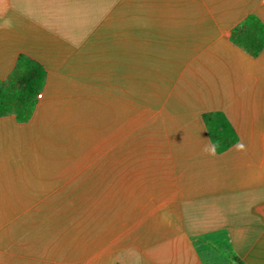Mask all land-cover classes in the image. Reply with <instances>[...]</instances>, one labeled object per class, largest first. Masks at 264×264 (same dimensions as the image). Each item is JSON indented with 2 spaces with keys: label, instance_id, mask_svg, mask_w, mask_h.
Returning <instances> with one entry per match:
<instances>
[{
  "label": "crops",
  "instance_id": "obj_1",
  "mask_svg": "<svg viewBox=\"0 0 264 264\" xmlns=\"http://www.w3.org/2000/svg\"><path fill=\"white\" fill-rule=\"evenodd\" d=\"M258 37L264 0H0V81L46 72L0 116V264H264Z\"/></svg>",
  "mask_w": 264,
  "mask_h": 264
},
{
  "label": "trees",
  "instance_id": "obj_2",
  "mask_svg": "<svg viewBox=\"0 0 264 264\" xmlns=\"http://www.w3.org/2000/svg\"><path fill=\"white\" fill-rule=\"evenodd\" d=\"M241 37L242 35L238 36L237 42L243 45ZM258 38L260 40L254 46H245L254 55L258 54L264 45V38ZM45 76L46 72L42 65L21 56L10 77L0 81V116L13 114L21 121L28 120L35 108L38 94L43 88ZM208 116H205V121L211 140L214 144H218L217 151L223 152L235 142L237 135L222 113L211 114L209 118Z\"/></svg>",
  "mask_w": 264,
  "mask_h": 264
},
{
  "label": "rangeland",
  "instance_id": "obj_3",
  "mask_svg": "<svg viewBox=\"0 0 264 264\" xmlns=\"http://www.w3.org/2000/svg\"><path fill=\"white\" fill-rule=\"evenodd\" d=\"M143 146H144V144H143ZM140 150V149H139ZM85 204H86V207H85V211H86V213H85V215L88 213V212H93V209H91L92 208V206L93 205H98L99 203H97L98 202V200H100L101 198H99V196H103V198L107 201V200H109L110 198H108V196H109V194H106V193H103V194H98V193H94V192H90V193H85ZM107 199H106V198ZM88 200H89V202H90V210H87V205H88ZM103 200V199H102ZM101 204H103V203H101ZM58 212H61L63 215H73V212L75 211L74 209H70V208H67V209H65V210H60V209H58L57 210ZM88 211V212H87ZM65 213V214H64ZM75 216V215H74Z\"/></svg>",
  "mask_w": 264,
  "mask_h": 264
},
{
  "label": "clouds",
  "instance_id": "obj_4",
  "mask_svg": "<svg viewBox=\"0 0 264 264\" xmlns=\"http://www.w3.org/2000/svg\"><path fill=\"white\" fill-rule=\"evenodd\" d=\"M9 27H10V25H9ZM217 147H218V144H211L210 143V144L204 146L203 152L208 154V155L215 156ZM242 147H243V145H241V148Z\"/></svg>",
  "mask_w": 264,
  "mask_h": 264
}]
</instances>
